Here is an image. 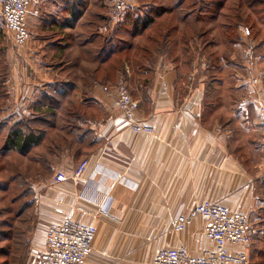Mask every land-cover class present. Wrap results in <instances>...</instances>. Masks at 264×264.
<instances>
[{
  "label": "crops",
  "instance_id": "1",
  "mask_svg": "<svg viewBox=\"0 0 264 264\" xmlns=\"http://www.w3.org/2000/svg\"><path fill=\"white\" fill-rule=\"evenodd\" d=\"M124 1L132 10L167 12L135 34L125 18L112 17L110 0H35L26 19L31 39L16 53L0 4V149L8 134L21 135V152L5 155L23 158L33 199L18 215L28 220L24 253L8 247L4 264H28L44 250L47 227L63 219L57 209L73 206L97 229L87 264H154L160 250L178 247L198 257L203 222L194 218L182 233L171 224L205 202L247 217L245 252L251 264H264V160L255 165L244 151L264 152V0H228L209 21L201 0H180L181 17L161 0ZM232 22L234 36L219 41L229 50L218 52L212 29L228 31ZM247 44L254 63L243 86L232 50ZM225 69L234 94L208 99ZM123 81L138 103L137 121L154 135L121 127ZM243 87L250 98L240 100ZM84 160L85 173L74 179ZM61 173L66 180L57 182Z\"/></svg>",
  "mask_w": 264,
  "mask_h": 264
},
{
  "label": "built area",
  "instance_id": "2",
  "mask_svg": "<svg viewBox=\"0 0 264 264\" xmlns=\"http://www.w3.org/2000/svg\"><path fill=\"white\" fill-rule=\"evenodd\" d=\"M34 1L0 0L2 18L17 47H22L31 39L26 19ZM125 13V1L113 0L112 17L120 21ZM241 58L249 67L253 66V45L247 44L242 49ZM253 82L256 83V80ZM117 95L118 109L123 115L121 127L146 137L154 135L153 128L137 121L138 103L125 84H119ZM259 112L264 122V105L259 108ZM87 167L88 161H82L74 173V179L80 178ZM55 179L63 182L66 177L61 173ZM59 202L62 204V200ZM57 213L63 219L47 227L44 250L31 255L28 264H87L97 235L96 227L85 222L86 213L74 206L66 213L59 208ZM194 218H199L204 224L198 237L202 254L193 256L185 247L163 249L157 253L154 264H251L245 252V248L251 244L249 221L243 213L221 204L205 202L197 205L189 216H176L171 231L184 232ZM206 242L214 248H205Z\"/></svg>",
  "mask_w": 264,
  "mask_h": 264
},
{
  "label": "rangeland",
  "instance_id": "3",
  "mask_svg": "<svg viewBox=\"0 0 264 264\" xmlns=\"http://www.w3.org/2000/svg\"><path fill=\"white\" fill-rule=\"evenodd\" d=\"M101 1L105 3L109 0ZM146 1L151 2V0ZM159 1L152 0V2L156 3ZM110 2H112L113 4V0H110ZM159 4L176 5L178 9V15L179 17H181L180 0H161ZM222 21L226 20L222 19ZM212 30L213 31L211 35L213 34L216 38L217 51L225 53L227 50H229V45L219 43V41L225 36V34H229L228 31L223 26H215ZM231 33L232 36H234V32ZM18 49H20V47H14L15 53ZM232 51V53L236 57V62L238 64L237 79L241 83V85L246 86V81L247 79H249L247 78L246 73V69L248 68V66L241 58L242 49L238 48ZM219 77L222 79L220 89H214V92L212 91L213 93H211L207 98L216 101L229 100L230 96L234 94L233 91L230 92L229 88L230 83H233L231 80L229 69H225V71L221 73ZM237 95L238 99L240 100L250 98V95L247 94V91L244 87L238 89ZM241 142V144L244 145V141L242 140ZM247 148L248 149L244 151L247 152L249 156L251 155L253 164H259L262 162V160H264V152L261 149L253 150L250 146H248ZM243 156H245V154H243ZM24 170L25 168L23 164V158L20 154L5 155L0 153V250L5 251V249L7 250L8 247H12L15 255L18 256H21V254L24 253L22 251L21 241L23 239L25 225L28 222L25 217H19L18 215L26 209V203L33 200L31 194L29 193L28 185L23 179V173L25 172ZM254 174H257L256 170L254 171ZM5 235L10 238V242H7V238L5 237ZM4 254L6 253L4 252ZM4 254L0 256V264L5 263L6 258Z\"/></svg>",
  "mask_w": 264,
  "mask_h": 264
},
{
  "label": "trees",
  "instance_id": "4",
  "mask_svg": "<svg viewBox=\"0 0 264 264\" xmlns=\"http://www.w3.org/2000/svg\"><path fill=\"white\" fill-rule=\"evenodd\" d=\"M228 0H201V2L205 3L206 9H207V20H213L214 16L216 17L218 15V13H214L213 9H218L219 7H223L226 2ZM144 12V15H141V12ZM170 12H172V10H169ZM146 12V13H145ZM167 12L166 9L164 8H160L158 11L156 10H144V6L141 8V10L137 9V10H132L130 8H128L126 6V13H125V21L126 24H128V26H132V29L134 31V33H140V34H144L146 32L149 31L150 27L152 26V24H154V21L156 20V18H159L161 16H163V14H165ZM239 18V17H238ZM240 20V19H239ZM237 28V24L236 22H232L231 26L228 28V33L229 31L231 32H235ZM208 34V33H207ZM166 36V35H163ZM164 39V38H163ZM147 41H150L149 37L147 39ZM153 41V40H151ZM153 43H157V47L158 49H162L164 47L165 41L164 43H160L159 41H153ZM159 43V44H158ZM211 44L210 43H206L204 45L205 50L207 53H209V48H210ZM148 48V47H146ZM123 60H121L120 62H122ZM208 65L212 64V61H207ZM123 84H125L127 86V88H129V91L132 95V92L130 90V87L127 83V81H123ZM8 138L5 139L4 142V146L0 149V153L1 154H6V153H12V152H21L22 150V137L21 135H19V133H11L8 134ZM30 193V191H29ZM5 237L8 239L9 237H7L5 235ZM5 251H1L0 250V256H2V254H4Z\"/></svg>",
  "mask_w": 264,
  "mask_h": 264
}]
</instances>
